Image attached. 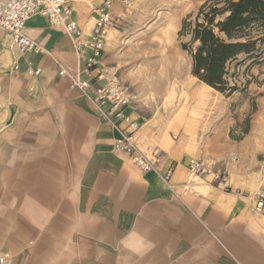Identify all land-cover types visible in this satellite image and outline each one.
I'll list each match as a JSON object with an SVG mask.
<instances>
[{
  "label": "crops",
  "instance_id": "0c3cea01",
  "mask_svg": "<svg viewBox=\"0 0 264 264\" xmlns=\"http://www.w3.org/2000/svg\"><path fill=\"white\" fill-rule=\"evenodd\" d=\"M130 1L112 0L122 20L102 59L107 78L127 84L121 25ZM70 4L87 43L95 5ZM25 34L43 53L8 48L0 31V256L13 264H264V212L210 176L191 177L192 138L170 140L139 104L126 108L143 143L161 150L160 174L175 168L171 186L143 172L115 148L118 129L71 85L74 77L91 79L87 45L79 52L41 15L27 21ZM36 69L40 75L29 73Z\"/></svg>",
  "mask_w": 264,
  "mask_h": 264
},
{
  "label": "rangeland",
  "instance_id": "374dc122",
  "mask_svg": "<svg viewBox=\"0 0 264 264\" xmlns=\"http://www.w3.org/2000/svg\"><path fill=\"white\" fill-rule=\"evenodd\" d=\"M206 1L131 0L121 25L123 80L133 92L131 106L139 104L154 117L153 124L168 128L170 140L174 135L193 139L196 156L189 164L205 163L214 186L221 185L214 174H221L227 185L223 191L254 208L256 194L264 192V54L254 60L240 57L228 66V88L236 89L230 95L195 77L191 39L181 31L186 18H195ZM85 2L97 6L103 0ZM134 6L137 14H131ZM116 19L113 28L122 20ZM196 91L201 93L197 97ZM138 138L143 150L155 147L145 145L140 133ZM191 177L201 181L206 176Z\"/></svg>",
  "mask_w": 264,
  "mask_h": 264
},
{
  "label": "built area",
  "instance_id": "2783aa9c",
  "mask_svg": "<svg viewBox=\"0 0 264 264\" xmlns=\"http://www.w3.org/2000/svg\"><path fill=\"white\" fill-rule=\"evenodd\" d=\"M112 6V0H103L101 4L94 6L95 26L87 43L83 40V33L68 0H0V31L4 32L7 38L8 48L17 47L23 54H41L43 47L25 34L27 21L35 15H41L69 35L79 52L87 45L91 56L87 61L86 70L91 79L74 77L71 82L72 87L91 100L99 113L118 129L119 137L115 141V148L129 155L140 170L157 173L171 186L174 166L164 174H160L161 150L157 147L142 149L138 138L141 124L131 115L126 114V108L131 107L133 102L131 87L116 77L108 79V70L102 66L109 31L117 24V19L112 14ZM15 69L18 70L19 66H15ZM29 73L38 76L41 70H29ZM60 74L64 75V71L62 70ZM188 170L197 178L211 174L205 163L199 160L191 162ZM214 180L219 181L220 184L226 182L221 174L216 173ZM254 203L253 210L263 213L264 192L256 194ZM0 264H13L9 254L0 256Z\"/></svg>",
  "mask_w": 264,
  "mask_h": 264
},
{
  "label": "trees",
  "instance_id": "16d2710c",
  "mask_svg": "<svg viewBox=\"0 0 264 264\" xmlns=\"http://www.w3.org/2000/svg\"><path fill=\"white\" fill-rule=\"evenodd\" d=\"M183 22L181 35L190 37L192 73L201 82L230 95L228 66L240 57L264 54V0H207Z\"/></svg>",
  "mask_w": 264,
  "mask_h": 264
},
{
  "label": "bare ground",
  "instance_id": "6f19581e",
  "mask_svg": "<svg viewBox=\"0 0 264 264\" xmlns=\"http://www.w3.org/2000/svg\"><path fill=\"white\" fill-rule=\"evenodd\" d=\"M63 76V75H62ZM190 173V172H189ZM192 176V175H191Z\"/></svg>",
  "mask_w": 264,
  "mask_h": 264
}]
</instances>
